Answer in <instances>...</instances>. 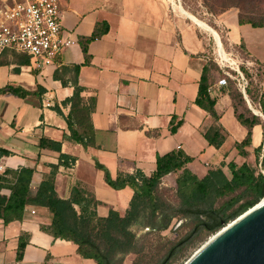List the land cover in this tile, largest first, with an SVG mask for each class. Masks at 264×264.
I'll return each instance as SVG.
<instances>
[{"label":"crops","instance_id":"crops-1","mask_svg":"<svg viewBox=\"0 0 264 264\" xmlns=\"http://www.w3.org/2000/svg\"><path fill=\"white\" fill-rule=\"evenodd\" d=\"M57 1L60 24L74 42L72 46L63 49L53 64L43 67L14 51L0 55V89L44 91L24 98L0 94V149L11 153L0 159V174L34 169L31 187L36 189L59 157L57 152L41 150L40 140L61 143V153L76 158V162L71 169L59 168L57 195L68 199L78 183L99 202L97 214L104 218L110 210L123 216L133 192L107 186L95 162L106 167L113 178L119 172L135 171L150 177L156 169V157L174 150L193 159L187 168L199 178L217 168L230 178L228 168L221 167L223 162L254 164V149L264 143L263 129L253 127L247 157L239 156L234 145L247 131L236 121L232 100L217 81L212 90V96L217 97V125L227 137L219 149L205 142L203 129L215 122L194 104L207 59L202 56L205 40L195 23L176 12L172 0ZM214 24L225 31L230 49L238 50L243 43L246 62L264 66V29L240 26L234 10L215 17ZM98 25H106L107 33L88 45L89 64L81 66L78 78L83 99H95L91 122L96 147L84 149L63 140L68 134L64 117L69 108L61 103L73 90L63 87L53 75L62 66L84 63L80 40L90 37ZM9 194V190L0 192L5 197ZM51 221L46 209L33 206L25 208L20 222L5 224L0 219V264H45L48 259L50 264H97L81 258L71 242L42 232L41 226H49ZM23 235L29 242L17 262L18 242Z\"/></svg>","mask_w":264,"mask_h":264},{"label":"trees","instance_id":"trees-1","mask_svg":"<svg viewBox=\"0 0 264 264\" xmlns=\"http://www.w3.org/2000/svg\"><path fill=\"white\" fill-rule=\"evenodd\" d=\"M230 8L238 9L237 20L240 26L249 25L255 29H264V12L254 14L238 5ZM107 30L106 25H98L90 37L80 40L84 55L82 65L62 66L56 69L53 75L55 81L73 90L71 97L61 103L62 107L69 108L68 114L64 117L68 134L63 140L81 145L84 149L96 147V133L91 122V115L95 111V99L86 101L81 96L84 89L79 85V70L81 66L89 64L88 45L100 39ZM240 49H244L243 43ZM240 71L249 79L246 69L241 67ZM221 72L218 64L212 62L204 64L194 102L215 122L212 126L205 127L202 132L206 144L215 149H219L227 137V133L217 125L219 121L215 111L217 97L212 96L216 81L213 73ZM223 77L225 76L222 72L221 78ZM226 80L227 85L220 88L228 92L235 119L247 131L245 138L235 143L234 147L239 156L247 157L246 149L251 146V131L253 127L261 126L264 134V123L258 115L249 111L238 112V107L245 106L246 95L252 103L255 102L250 84L243 92L240 86H237V79L227 77ZM43 92L41 88L33 93L12 87L0 89V94H11L21 98L39 96ZM263 99L264 93L257 103L264 115ZM54 110L63 116L58 106H55ZM39 148L59 153L58 163L50 167V173L36 189L31 187L34 169L6 170L0 174V192L2 190L10 192L8 197L0 195V219L5 224L20 222L26 207L46 209L52 221L49 226H41V231L55 240L71 242L76 246L77 254L81 258L94 260L97 264H122L125 257L130 254L137 256L135 264H168L192 238L201 233L215 234L264 198V143L254 149V165L221 163V167L228 168L230 178L225 176L221 168L209 170L207 175L199 178L187 168L193 159L181 150H174L156 157V169L150 177L135 171L132 174L119 172L113 178L106 167L95 162V168L103 173L107 186L116 191L128 188L133 192L129 208L123 216L110 210L107 217L102 218L97 214L99 202L80 184L72 187L70 197L66 200L61 199L55 191V177L59 168L71 169L76 158L62 154L61 143L48 139L42 138ZM10 155V152L0 149V159ZM171 175L174 176L175 183L174 203L165 198L161 188L162 180ZM174 220H181L184 222L183 225H189V232L176 243H172L160 261L149 258L148 251L153 246L150 237L160 236L170 228ZM133 227L148 231L137 237L132 231ZM28 242L27 235L20 237L17 262L22 260ZM45 264H50L49 259Z\"/></svg>","mask_w":264,"mask_h":264},{"label":"rangeland","instance_id":"rangeland-1","mask_svg":"<svg viewBox=\"0 0 264 264\" xmlns=\"http://www.w3.org/2000/svg\"><path fill=\"white\" fill-rule=\"evenodd\" d=\"M172 3H174L173 7L177 13L184 16L181 12L184 10V13L186 12L193 17V20L191 19V21L195 23V27L200 32L199 36L201 38L203 37L205 40V52L202 56L207 58L206 62L217 64L219 59L218 51L227 53L228 56L236 62L237 67L227 64L225 71L232 75V79H237V86L241 85V87L246 88L250 84L253 99H255V102L252 103L251 99H249L245 94V106L238 107V112L247 113L249 111L252 114L258 115L261 118L262 123H264V115L260 112V108L257 103L262 98V94L264 93V66L257 63L249 64L246 62L247 58L243 50L230 49L226 45L225 31L223 32L216 28L214 24L215 17L221 14V12L225 13L234 10L238 13V9L230 8L231 6L238 5L243 10L253 12L254 14L264 12V0H205V2L203 0H172ZM180 7L183 10H181ZM196 21L201 22L209 30L201 25H198ZM216 34L220 39L221 45L214 39ZM241 67L248 71L249 79H246L241 73ZM237 68L242 74L243 80L240 76H238L236 72ZM221 76L222 72L220 74L213 73V77L216 81H218ZM161 188L165 198L174 203V176L171 175L165 177L161 182ZM183 223L184 222L181 220H174L170 228L162 232L160 236L150 237V242L153 246L148 251L149 258L160 261L167 248L172 243H176L182 239L189 232V225L185 226ZM179 225L181 226L178 227ZM132 231L137 237H140L143 233H146L148 229H143L141 231L140 229L133 227ZM213 235L214 234L201 233L200 235L192 238V240L184 247L177 257L168 264H184ZM136 259V255L130 254L125 257L122 264H135Z\"/></svg>","mask_w":264,"mask_h":264},{"label":"built area","instance_id":"built-area-1","mask_svg":"<svg viewBox=\"0 0 264 264\" xmlns=\"http://www.w3.org/2000/svg\"><path fill=\"white\" fill-rule=\"evenodd\" d=\"M60 13L57 0H0V55L14 51L39 67L53 64L63 49L74 44L62 30ZM217 64L225 76L217 86L225 87L226 78H233L225 71L230 64L220 57ZM236 72L243 80L238 68ZM239 86L244 92L245 87Z\"/></svg>","mask_w":264,"mask_h":264},{"label":"water","instance_id":"water-1","mask_svg":"<svg viewBox=\"0 0 264 264\" xmlns=\"http://www.w3.org/2000/svg\"><path fill=\"white\" fill-rule=\"evenodd\" d=\"M214 39L221 45L217 34ZM184 264H264V198L216 232Z\"/></svg>","mask_w":264,"mask_h":264},{"label":"bare ground","instance_id":"bare-ground-1","mask_svg":"<svg viewBox=\"0 0 264 264\" xmlns=\"http://www.w3.org/2000/svg\"><path fill=\"white\" fill-rule=\"evenodd\" d=\"M183 14H185L183 11H181ZM187 14V13H186ZM192 20H193V17L191 16V15H189V14H187ZM195 21V20H194ZM196 23L198 24V25H201V26H203V27H205L201 22H198V21H196ZM200 26V27H201ZM205 28H207V27H205ZM208 29V28H207ZM209 30V29H208ZM218 56L222 59V60H224V61H226V62H228L230 65H236V62L234 61V60H232L229 56H228V54L227 53H225V52H221V51H218Z\"/></svg>","mask_w":264,"mask_h":264}]
</instances>
